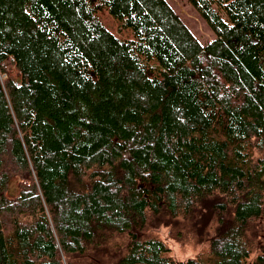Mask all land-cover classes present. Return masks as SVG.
<instances>
[{"label": "trees", "instance_id": "16d2710c", "mask_svg": "<svg viewBox=\"0 0 264 264\" xmlns=\"http://www.w3.org/2000/svg\"><path fill=\"white\" fill-rule=\"evenodd\" d=\"M187 1L0 0V264H264V0Z\"/></svg>", "mask_w": 264, "mask_h": 264}, {"label": "rangeland", "instance_id": "374dc122", "mask_svg": "<svg viewBox=\"0 0 264 264\" xmlns=\"http://www.w3.org/2000/svg\"><path fill=\"white\" fill-rule=\"evenodd\" d=\"M169 1L173 2L180 9V11L186 16L193 31L202 42L206 43L215 37L214 31L197 14V12L193 9L191 4L187 0H169ZM107 19L110 21L108 17ZM112 22L115 23L114 20H112ZM178 255L179 253H177V257Z\"/></svg>", "mask_w": 264, "mask_h": 264}, {"label": "clouds", "instance_id": "9594fccd", "mask_svg": "<svg viewBox=\"0 0 264 264\" xmlns=\"http://www.w3.org/2000/svg\"><path fill=\"white\" fill-rule=\"evenodd\" d=\"M168 235V229L164 228L161 230L160 232V236L161 239H165V237H167ZM165 243L167 244V246L172 249V252L170 253L173 256H176L177 253H179L178 255V259L181 261H184L186 258L188 257H193L195 255V252L199 251V247L195 248V251L193 250L194 245L196 244L195 239L193 238L190 242H188L187 244L184 245V248L186 249V251L180 253V245L178 243H176L173 240H169V239H165Z\"/></svg>", "mask_w": 264, "mask_h": 264}]
</instances>
